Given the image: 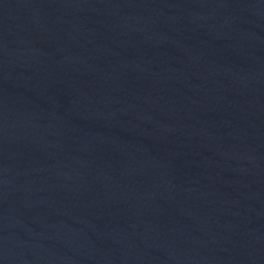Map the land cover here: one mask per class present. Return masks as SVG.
Instances as JSON below:
<instances>
[{
	"label": "water",
	"instance_id": "95a60500",
	"mask_svg": "<svg viewBox=\"0 0 264 264\" xmlns=\"http://www.w3.org/2000/svg\"><path fill=\"white\" fill-rule=\"evenodd\" d=\"M0 264H264V0H0Z\"/></svg>",
	"mask_w": 264,
	"mask_h": 264
}]
</instances>
